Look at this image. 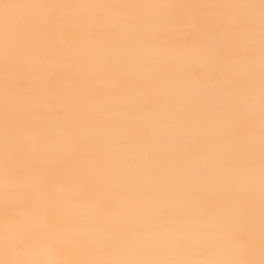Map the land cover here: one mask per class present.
<instances>
[{
    "label": "snow or ice",
    "instance_id": "obj_1",
    "mask_svg": "<svg viewBox=\"0 0 264 264\" xmlns=\"http://www.w3.org/2000/svg\"><path fill=\"white\" fill-rule=\"evenodd\" d=\"M0 264H264V0H0Z\"/></svg>",
    "mask_w": 264,
    "mask_h": 264
},
{
    "label": "bare ground",
    "instance_id": "obj_2",
    "mask_svg": "<svg viewBox=\"0 0 264 264\" xmlns=\"http://www.w3.org/2000/svg\"><path fill=\"white\" fill-rule=\"evenodd\" d=\"M185 2H225V0H185ZM258 234V222L255 225ZM234 242L239 244L244 236H251L253 225L250 223L246 207L241 204L235 212V219L232 224Z\"/></svg>",
    "mask_w": 264,
    "mask_h": 264
}]
</instances>
